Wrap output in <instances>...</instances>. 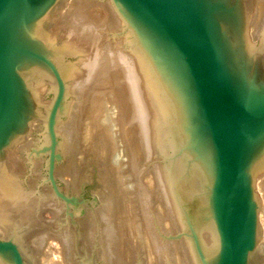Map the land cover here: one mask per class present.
Segmentation results:
<instances>
[{
    "label": "water",
    "instance_id": "1",
    "mask_svg": "<svg viewBox=\"0 0 264 264\" xmlns=\"http://www.w3.org/2000/svg\"><path fill=\"white\" fill-rule=\"evenodd\" d=\"M252 14V0H0V264H253Z\"/></svg>",
    "mask_w": 264,
    "mask_h": 264
},
{
    "label": "rangeland",
    "instance_id": "2",
    "mask_svg": "<svg viewBox=\"0 0 264 264\" xmlns=\"http://www.w3.org/2000/svg\"><path fill=\"white\" fill-rule=\"evenodd\" d=\"M252 4H253V8H254L253 14H252V20H251L252 24H250V26H249V28H250L249 40L251 42V45L258 43L259 38H261V33L264 30V0H252ZM254 172H255V177H256L255 178V184H256L257 193L259 196L258 197L259 198V204H260L259 215L262 218V219L259 218L260 219L259 222L262 220L261 222L263 223L264 222L263 221V219H264V165H262L261 167L260 166L257 167ZM262 223H260L259 225H260L261 231L264 232V223L263 224ZM261 226H262V228H261ZM261 241H262V238H261ZM260 247L261 248H260L259 252L261 255V259L259 258L260 255H258L259 254V252H258L257 256L255 257L256 260L253 259V261H254L253 264H264L263 263L264 262L263 261L264 260L263 259L264 249H262L261 244H260ZM258 260H259V262H258Z\"/></svg>",
    "mask_w": 264,
    "mask_h": 264
},
{
    "label": "bare ground",
    "instance_id": "3",
    "mask_svg": "<svg viewBox=\"0 0 264 264\" xmlns=\"http://www.w3.org/2000/svg\"><path fill=\"white\" fill-rule=\"evenodd\" d=\"M254 4H255V3H254ZM261 5H262V4H261ZM256 8H257V7H256ZM256 8H255V9H256ZM253 9H254V8H253ZM254 14H255V13H254ZM253 16H254V15H253ZM251 20H252V19H251ZM251 24H252V23H251ZM262 179H263V178H262ZM262 179H261V180H262ZM261 193H262V192H261ZM260 197H261V196H260ZM261 198H262V197H261ZM260 218H261V217H260ZM261 219H262V218H261ZM259 220H260V219H259ZM261 221H262V220H261ZM261 221L259 222V224L262 223ZM263 221H264V219H263ZM263 223H264V222H263ZM263 223H262V224H263ZM259 227H260V225H259ZM261 228H262V226H261ZM261 245H262V249H264V232H262V241H261ZM260 248H261V247H260ZM263 252H264V251H263ZM258 255H260V252H259ZM263 256H264V253H263ZM259 258L261 259V255H260ZM257 259H258V258H257ZM263 259H264V257H263ZM263 259H262V260H263ZM255 260H256V259H255ZM263 261H264V260H263ZM253 262H254V261H253ZM258 262H259V260H258ZM258 262H257V263H258ZM263 263H264V262H263Z\"/></svg>",
    "mask_w": 264,
    "mask_h": 264
},
{
    "label": "flooded vegetation",
    "instance_id": "4",
    "mask_svg": "<svg viewBox=\"0 0 264 264\" xmlns=\"http://www.w3.org/2000/svg\"><path fill=\"white\" fill-rule=\"evenodd\" d=\"M88 196V195H87Z\"/></svg>",
    "mask_w": 264,
    "mask_h": 264
}]
</instances>
